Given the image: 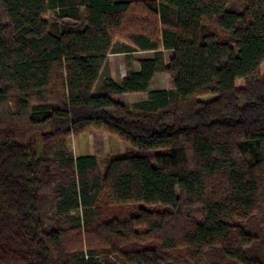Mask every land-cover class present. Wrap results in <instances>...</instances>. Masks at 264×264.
I'll return each mask as SVG.
<instances>
[{"label": "trees", "instance_id": "1", "mask_svg": "<svg viewBox=\"0 0 264 264\" xmlns=\"http://www.w3.org/2000/svg\"><path fill=\"white\" fill-rule=\"evenodd\" d=\"M263 66L264 0H0V264H264Z\"/></svg>", "mask_w": 264, "mask_h": 264}, {"label": "rangeland", "instance_id": "2", "mask_svg": "<svg viewBox=\"0 0 264 264\" xmlns=\"http://www.w3.org/2000/svg\"><path fill=\"white\" fill-rule=\"evenodd\" d=\"M119 1H133V0H119ZM55 12L53 10L49 11L46 19L50 22L54 20ZM174 51H163L164 56V65L157 72L152 87L154 89H173L174 83L172 80V75L168 72V67L170 64V60L172 56H174ZM140 53H136L133 57H138ZM148 55V54H144ZM154 55V54H149ZM127 55L124 53H113L109 56V69L108 72L112 73L113 77L116 79H120L122 76H125L127 71L131 69L129 68ZM132 68L136 67L137 64L132 60ZM263 74H264V66H263ZM147 97V93H134V94H123L115 96L117 101L122 102H133L135 100H139L140 98ZM94 132H87L81 134L77 137L70 138V145L74 151L76 156L79 155H95L97 151V146L99 147V158L101 159V165L104 168L108 164L109 156L120 154H126L127 147H131L130 144L122 141L120 138L105 133L106 137H110L108 139L114 138L115 142L111 140H106V142L97 144L96 139L94 138ZM98 132V131H97ZM102 132V131H101ZM104 133V132H103ZM100 135V134H99ZM98 135V136H99Z\"/></svg>", "mask_w": 264, "mask_h": 264}, {"label": "crops", "instance_id": "3", "mask_svg": "<svg viewBox=\"0 0 264 264\" xmlns=\"http://www.w3.org/2000/svg\"><path fill=\"white\" fill-rule=\"evenodd\" d=\"M144 54H148V55H144ZM149 54H153V53H149V52H145V53H140V55L139 56H147V57H149V56H153V55H149ZM133 69L134 70H136V71H138L139 70V67L138 66H136V67H133ZM128 72V71H127ZM111 75H112V73H111ZM126 75H127V73H126ZM126 75L125 76H122L120 79H116L115 77V79L117 80V81H122L125 77H126ZM113 76V75H112ZM153 82H154V80L152 81V83H151V89H154L153 87H152V85H153ZM147 98H148V94H147V97H145V98H140L139 100H135V101H133V102H123V103H127V104H133V103H137V102H141V101H145V100H147ZM122 102V101H121ZM94 138L96 139V142H97V144H100V143H103V142H106V140L108 141V140H111V141H113V142H115V139L114 138H112L111 137V139H108V138H110V137H106V135H105V133H103V132H101V131H96V132H94ZM100 134V135H99ZM99 135V136H98ZM133 149H132V147H127V151L128 152H130V151H132ZM99 147L97 146V151H96V156H100L99 155ZM88 155H91V154H88Z\"/></svg>", "mask_w": 264, "mask_h": 264}]
</instances>
